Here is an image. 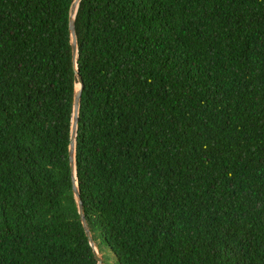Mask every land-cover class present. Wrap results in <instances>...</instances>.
Wrapping results in <instances>:
<instances>
[{"label": "trees", "instance_id": "obj_1", "mask_svg": "<svg viewBox=\"0 0 264 264\" xmlns=\"http://www.w3.org/2000/svg\"><path fill=\"white\" fill-rule=\"evenodd\" d=\"M73 2L0 0V264H97ZM75 28L102 264H264V0H81Z\"/></svg>", "mask_w": 264, "mask_h": 264}, {"label": "water", "instance_id": "obj_2", "mask_svg": "<svg viewBox=\"0 0 264 264\" xmlns=\"http://www.w3.org/2000/svg\"><path fill=\"white\" fill-rule=\"evenodd\" d=\"M80 2L81 0H74L71 6V9H70V33H71L72 61H73V68H74L75 74L78 79L79 88L75 92L74 102H73V117H72L71 138H70V146H69V162H70V169H71L72 180H73V193H74V197L77 203L80 220L83 225L86 236L89 240V243L94 251L95 260L97 261V264H102V259L100 258V254L97 250L92 233L90 231L87 220L85 218L84 206L81 200L80 191H79L78 184H77V177H76V140H77V132H78V124H79V109H80L82 88H83V80L79 74L78 64H77L78 41H77L76 28H75V17H76V13H77Z\"/></svg>", "mask_w": 264, "mask_h": 264}, {"label": "rangeland", "instance_id": "obj_3", "mask_svg": "<svg viewBox=\"0 0 264 264\" xmlns=\"http://www.w3.org/2000/svg\"><path fill=\"white\" fill-rule=\"evenodd\" d=\"M97 250H98V248H97ZM98 252H99V254H100V251H99V250H98ZM103 252H104V253H103L104 260H105V261L110 260V261H108L109 264L114 263L113 258H112L110 255H107V254H109L110 252H109L108 250H103ZM100 258L103 260V258H102V254H100Z\"/></svg>", "mask_w": 264, "mask_h": 264}, {"label": "bare ground", "instance_id": "obj_4", "mask_svg": "<svg viewBox=\"0 0 264 264\" xmlns=\"http://www.w3.org/2000/svg\"><path fill=\"white\" fill-rule=\"evenodd\" d=\"M79 87V86H78Z\"/></svg>", "mask_w": 264, "mask_h": 264}]
</instances>
